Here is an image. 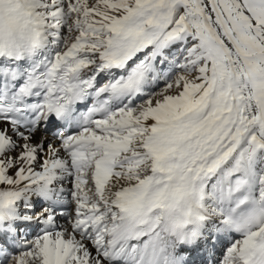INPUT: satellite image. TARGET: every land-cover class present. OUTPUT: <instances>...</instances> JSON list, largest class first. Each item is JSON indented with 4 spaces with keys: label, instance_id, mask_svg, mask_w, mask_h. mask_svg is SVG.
Listing matches in <instances>:
<instances>
[{
    "label": "snow or ice",
    "instance_id": "obj_1",
    "mask_svg": "<svg viewBox=\"0 0 264 264\" xmlns=\"http://www.w3.org/2000/svg\"><path fill=\"white\" fill-rule=\"evenodd\" d=\"M0 264H264V0H0Z\"/></svg>",
    "mask_w": 264,
    "mask_h": 264
}]
</instances>
